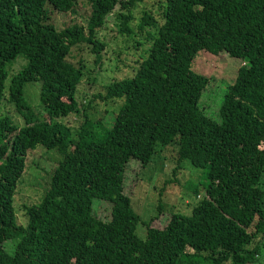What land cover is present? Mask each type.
<instances>
[{
    "label": "trees",
    "instance_id": "1",
    "mask_svg": "<svg viewBox=\"0 0 264 264\" xmlns=\"http://www.w3.org/2000/svg\"><path fill=\"white\" fill-rule=\"evenodd\" d=\"M139 1L87 0L84 24L57 29L50 11L75 13L76 0H0V102L21 118L0 113V264H264V0H160L159 21L143 11L132 73L93 95L112 116L91 120L76 98L83 63L63 60L84 44L98 71L107 17L129 35ZM199 50L242 63L218 120L199 101L208 82L191 67ZM33 81L37 109L24 96ZM71 114L82 116L75 129L61 121ZM169 146L172 173L183 164L198 172L188 183L195 201L156 227L132 208L123 173ZM36 147L59 159L19 223L13 194ZM97 201L109 204L107 217L92 211Z\"/></svg>",
    "mask_w": 264,
    "mask_h": 264
},
{
    "label": "rangeland",
    "instance_id": "2",
    "mask_svg": "<svg viewBox=\"0 0 264 264\" xmlns=\"http://www.w3.org/2000/svg\"><path fill=\"white\" fill-rule=\"evenodd\" d=\"M160 0H141L131 8L132 20L129 35L118 33L114 14H110L103 28L99 32L102 40L106 41L102 50V64L98 71L94 72L92 56L88 55L86 45L72 46L63 63L80 65L83 63V75L76 85V98L83 104L82 112L91 120L97 118L109 121L112 109L107 104L94 98V93L103 90V86L114 79L129 76L135 66L137 53L131 49L136 24L143 11H149L159 21ZM87 0H76L75 13H59L50 11V19L58 29L71 22L84 24L85 16L88 14ZM236 58L229 57L224 53L211 54L204 50L197 51L192 60V70L208 78L204 87L200 103L201 108L213 119L218 120L216 109L218 108L227 84L234 78L237 67L242 64ZM17 61L12 67H18ZM39 82H28L24 85L25 99L35 109L38 108ZM89 102V107L85 106ZM0 113H6L17 125L21 124V118L14 112L13 108L5 102H0ZM61 121L70 128L75 129L81 122V114L68 115ZM106 122V123H107ZM108 124V123H107ZM59 154L53 150H45L36 147L28 150L24 158V168L18 179L13 194V207L16 221L24 223L22 205L31 204L39 199L46 189L49 173L55 166ZM171 147L157 151L152 159L141 165L136 160H129L123 173V192L129 197L132 208L150 224L162 227L169 214L180 212L189 214L194 204L193 196L188 187L189 182H195L197 171L191 170L187 164L181 168H174ZM200 180V176H198ZM203 181V179H202ZM92 211L100 218L107 217L109 204L105 201H97L92 205ZM264 241V239H263ZM3 247L9 250L10 242L3 243Z\"/></svg>",
    "mask_w": 264,
    "mask_h": 264
}]
</instances>
